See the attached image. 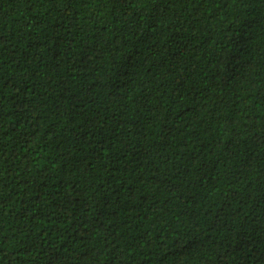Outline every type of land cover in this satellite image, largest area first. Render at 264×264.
Returning a JSON list of instances; mask_svg holds the SVG:
<instances>
[{
	"label": "trees",
	"instance_id": "trees-1",
	"mask_svg": "<svg viewBox=\"0 0 264 264\" xmlns=\"http://www.w3.org/2000/svg\"><path fill=\"white\" fill-rule=\"evenodd\" d=\"M0 264H264V0H0Z\"/></svg>",
	"mask_w": 264,
	"mask_h": 264
}]
</instances>
